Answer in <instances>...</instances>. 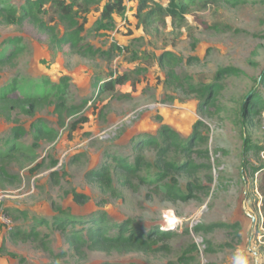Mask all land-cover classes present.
Here are the masks:
<instances>
[{
	"label": "rangeland",
	"instance_id": "374dc122",
	"mask_svg": "<svg viewBox=\"0 0 264 264\" xmlns=\"http://www.w3.org/2000/svg\"><path fill=\"white\" fill-rule=\"evenodd\" d=\"M189 1L183 21L160 22L142 21L145 11L137 16L138 0H125L124 15L114 14L108 30L98 28L99 11L92 9L79 19L80 35L103 53L86 56L69 45L58 47L39 27L35 18L64 31L53 7L33 9L30 18L26 0H0V8H14L22 19L7 22L0 14L1 93L51 100L32 115L0 111V155L14 146L5 162L12 177L0 180V264H261V171L253 168L264 166V111L246 119L241 105L253 92L264 101V0ZM163 52L179 59L174 71L186 86L199 90L215 84L208 103H202L199 91L166 78L158 61ZM225 66L239 71L217 79ZM121 74H128L123 84L105 87ZM61 91L68 107L77 106L62 118L53 105ZM38 122L52 137L36 138ZM16 125L23 129L18 137L12 132ZM164 125L184 139L198 133L192 140V159L200 165L195 173L172 172L164 182H150L158 171L152 144L141 173L147 183L135 179L128 187L113 176L107 189L93 181L90 174L107 154L130 156L137 140H150ZM246 140L250 149L244 153ZM184 158L170 155L173 161ZM168 184L177 196L169 194ZM74 192L82 194V203L73 201ZM183 194L190 195L182 200ZM98 211L110 223L130 220L141 231L161 230L174 221L173 236L154 244L165 248L150 252L88 245L76 250L50 224L56 214L86 217ZM5 216L8 224L1 220ZM215 223L221 225L195 230ZM32 227L37 238L16 235Z\"/></svg>",
	"mask_w": 264,
	"mask_h": 264
},
{
	"label": "trees",
	"instance_id": "16d2710c",
	"mask_svg": "<svg viewBox=\"0 0 264 264\" xmlns=\"http://www.w3.org/2000/svg\"><path fill=\"white\" fill-rule=\"evenodd\" d=\"M188 2H180L179 0H170L168 4L161 5L154 2V5L150 6L151 0H138V13L145 11L142 17V21L146 19H154L160 22H164L167 17L171 21H183L185 15L189 13ZM46 4L49 7H53L57 13L60 23L64 26V31L60 34L55 28L47 27L41 20L35 21L41 29L51 34V41L58 47L69 45L77 48V50L86 56H94L99 53H103L101 49H94L89 44L82 42L83 38L80 35L82 24L79 19L85 20L86 14L90 13L92 9L99 11L98 28L103 30L112 29L115 20L114 14L123 16L126 10L125 0H26L27 9L25 11L26 16L30 18L33 16V9H40ZM23 8V7H22ZM146 9V10H145ZM0 14L3 15L7 22L21 23V17L15 15L14 8H0ZM16 40H13L14 42ZM119 48V46H117ZM16 53V51H15ZM13 55V54H12ZM4 59L0 58V63H3ZM159 63L166 67V78L173 83H176L179 87L186 91L200 92V97L203 98L202 103H208L211 95L214 93L215 84L205 85L199 90H196L195 86L188 84L181 80L175 73L174 68L179 62V59L170 52H163L158 56ZM238 69L225 66L221 67L215 77L219 79L224 75L237 74ZM128 79V74H121L116 76L112 80L105 82L107 89L113 88L116 84H123ZM264 79V73L262 80ZM264 81V80H263ZM65 82V81H64ZM66 84V82L64 83ZM251 98V101L249 99ZM51 100L47 96L33 97L25 96L20 93H1L0 91V111L7 113L9 111L17 109L18 111L32 115L34 112L49 104ZM54 111L62 118L63 114L68 110H74L77 106H67L66 98L61 91L57 98L53 101ZM264 111V101L259 97V94L253 92V95L248 97L247 101L241 105V116L248 119L255 117L257 114H261ZM1 115V112H0ZM34 130L37 134L36 138H50L52 133L47 131L44 126L38 122L33 124ZM12 132L16 137L23 132V129L16 125ZM198 133L195 131L193 137L190 135L188 138H181L175 131L168 128V126H161V129L157 136L152 137L150 140H137L132 148L131 155H110L107 154V158L100 168L90 174L95 183L103 188H111V182L114 177H117L124 186L130 187L133 180L137 179L140 183H147L146 176L142 175V171L146 165V149L153 144L156 147L155 162L158 166V171L155 173L154 179L150 182L159 183L164 182L165 179L172 172H187L193 174L196 169L200 167L193 159L192 143L195 135ZM199 136V135H198ZM247 142V143H246ZM244 153H247L250 149V143L245 141ZM14 146L11 147L10 152ZM172 153H178L184 155V159L181 161H173L170 159ZM0 155V180L4 178H11L6 171L5 162L11 158L9 155ZM110 157V159H108ZM131 158V160H130ZM264 166L254 167L253 171L260 172L258 195L260 196V210L262 212V227L264 228ZM52 176L56 178V172H52ZM169 194L177 196L171 185H167ZM190 194H183L180 199L185 200ZM82 194L73 193V201L76 203H82ZM106 213L98 211L90 213L88 216H82L80 213L76 215H68L66 213L56 214L52 216L51 226L61 230L64 233L69 243L76 249H81L82 246L88 245L99 250L118 249L121 251H141L150 252L161 250L165 248V244H160L154 247V244L164 242L173 236L171 229L159 230L157 227L152 230L141 231L135 225H132L130 220H124L117 223H110L106 217ZM41 222H45L41 220ZM76 224H85L82 228H77ZM221 223H215L207 226H197L195 230H211L213 227L220 226ZM16 235H23L25 237L39 236L38 230L32 227L28 231H18ZM46 239L47 234L43 235ZM264 240V232L262 233ZM111 264V263H105ZM171 264V263H167Z\"/></svg>",
	"mask_w": 264,
	"mask_h": 264
},
{
	"label": "built area",
	"instance_id": "2783aa9c",
	"mask_svg": "<svg viewBox=\"0 0 264 264\" xmlns=\"http://www.w3.org/2000/svg\"><path fill=\"white\" fill-rule=\"evenodd\" d=\"M8 217V216H7ZM6 216L5 217H1V220H2V222L3 223H5V224H8L9 222H10V220H9V218H7ZM168 223V225L166 226V225H162V226H160V227H163V228H160L161 230H169L170 228H172V224L171 223H174V221L173 222H167ZM169 227V228H168ZM264 255V247H263V250H262V252H261V255ZM261 257V256H260ZM260 257L259 258H257V262H260ZM261 264H264V259L260 262Z\"/></svg>",
	"mask_w": 264,
	"mask_h": 264
},
{
	"label": "crops",
	"instance_id": "0c3cea01",
	"mask_svg": "<svg viewBox=\"0 0 264 264\" xmlns=\"http://www.w3.org/2000/svg\"><path fill=\"white\" fill-rule=\"evenodd\" d=\"M260 197V196H259ZM261 212V210H259Z\"/></svg>",
	"mask_w": 264,
	"mask_h": 264
}]
</instances>
